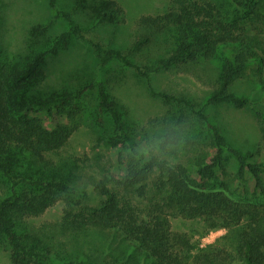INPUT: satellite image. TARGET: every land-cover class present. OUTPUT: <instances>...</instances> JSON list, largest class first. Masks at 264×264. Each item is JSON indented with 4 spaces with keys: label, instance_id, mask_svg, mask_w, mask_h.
Returning <instances> with one entry per match:
<instances>
[{
    "label": "trees",
    "instance_id": "obj_1",
    "mask_svg": "<svg viewBox=\"0 0 264 264\" xmlns=\"http://www.w3.org/2000/svg\"><path fill=\"white\" fill-rule=\"evenodd\" d=\"M2 1L0 248L10 263L264 264V161L257 159L263 148L232 142L207 112L219 104L248 109L264 140L258 103L264 100V0H168L160 12L140 15L122 44L102 42L96 32L124 21L117 1L46 0L68 28L48 36L51 20L32 24L24 51L15 56L3 37ZM85 32L93 38H84ZM73 36L87 39L104 75L39 91L45 57L65 49ZM116 65L143 82L161 101L162 113L142 122L112 94L105 69ZM159 72L189 75L208 92L156 89L151 77ZM236 80L258 91L239 93L232 88ZM41 112L67 122L46 127ZM83 124L117 150L115 171L105 170L101 178L90 172L87 156L58 155ZM226 152L236 161L233 173L226 169ZM182 154L190 167L179 161ZM88 185L100 198L96 204ZM59 201L58 220L31 224ZM173 217L229 234L192 250L190 235L172 229Z\"/></svg>",
    "mask_w": 264,
    "mask_h": 264
},
{
    "label": "rangeland",
    "instance_id": "obj_2",
    "mask_svg": "<svg viewBox=\"0 0 264 264\" xmlns=\"http://www.w3.org/2000/svg\"><path fill=\"white\" fill-rule=\"evenodd\" d=\"M124 9V21L118 26H103L96 32L100 35L102 42L112 39L117 44L126 42V36L135 20L144 14L157 13L163 10L168 0H115ZM46 0H3L2 6L5 14L3 25V37L9 52L15 56L22 53L25 47V35L32 24H40L51 20L52 26L48 36H54L66 30L67 23L59 22L54 18V9H50ZM264 12V10H263ZM79 15V14H78ZM56 16V15H55ZM81 19L86 18L81 14ZM77 18V15L75 16ZM91 24H86V27ZM91 31V30H90ZM84 38H93L91 32H85ZM77 36L70 38V42L65 49H59L53 54H49L44 59L43 78L37 84V89L43 93L55 92L64 87H76L84 83H90L104 71L99 69L94 58L92 46ZM12 56V57H13ZM112 94L117 96L135 117L142 119V122L151 116H156L163 111L162 103L159 99L150 97L143 82L129 70L122 71L116 65L107 67ZM102 71V72H101ZM151 81L156 89L170 88L178 91L191 92L197 96L206 95L208 90L203 87L195 78L184 74H171L159 72L152 75ZM232 88L246 95H253L255 86L244 80H236ZM258 93L256 96H258ZM259 106L264 109V100ZM208 116L219 122L227 133L228 138L236 144L246 148L262 146L258 160L264 161V140L257 125L254 114L248 109H237L227 104L208 107ZM46 127H51L56 122H67L64 116L57 114L45 115L39 113ZM98 131L91 125L83 124L77 128L67 145L58 153L59 156H87L90 164V172L95 178H101L105 170L115 171L114 163L117 150L107 146L98 139ZM227 159L226 169L229 173L236 170V161L227 152L224 153ZM179 161L189 165L187 155L182 154ZM103 170H102V168ZM248 181V189L252 190V179L248 172H245ZM91 192L89 201L91 204L98 203L100 199L91 185L87 187ZM62 202H57L47 209L41 216L30 219L31 224L38 225L43 222H54L61 216ZM172 229L187 232L190 235L192 250L204 247L208 244H219L225 241L229 232L225 228H216L204 232L205 228L200 220L185 219L180 217L171 218ZM0 264H11L8 258V251L0 248Z\"/></svg>",
    "mask_w": 264,
    "mask_h": 264
}]
</instances>
